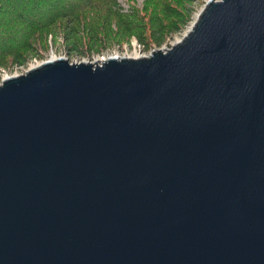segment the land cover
I'll return each mask as SVG.
<instances>
[{
  "label": "water",
  "instance_id": "1",
  "mask_svg": "<svg viewBox=\"0 0 264 264\" xmlns=\"http://www.w3.org/2000/svg\"><path fill=\"white\" fill-rule=\"evenodd\" d=\"M0 264H264V0L3 78Z\"/></svg>",
  "mask_w": 264,
  "mask_h": 264
},
{
  "label": "trees",
  "instance_id": "2",
  "mask_svg": "<svg viewBox=\"0 0 264 264\" xmlns=\"http://www.w3.org/2000/svg\"><path fill=\"white\" fill-rule=\"evenodd\" d=\"M196 1L174 0L177 6L162 7L164 16L153 10L147 34L139 11L124 12L117 0H0V67L6 65L7 57L23 67L38 54L39 42L46 43L48 37L56 41L62 36L69 50L80 54H87L84 47L92 50L95 45L99 53L115 41L121 44L132 39L145 47L160 46L189 24ZM77 27L90 32L87 43L69 36Z\"/></svg>",
  "mask_w": 264,
  "mask_h": 264
},
{
  "label": "rangeland",
  "instance_id": "3",
  "mask_svg": "<svg viewBox=\"0 0 264 264\" xmlns=\"http://www.w3.org/2000/svg\"><path fill=\"white\" fill-rule=\"evenodd\" d=\"M207 1L208 0H197L193 4L194 13L192 14L191 21L189 22V24L183 29L182 32L174 34L173 36H169L165 40V42L160 46L152 45L150 47L147 46L145 47L142 44L138 43L135 39H132L129 42H122L121 44H118L115 41L107 48L102 49V51H100L99 53L95 51L96 50L95 45L93 46L92 50L86 49L84 47V50H86L87 54H80V52H77L75 50H69V48L66 45V41L62 40V36H59L58 37L59 39H56V41L54 39L51 40V38L48 37L46 43L44 42V40H41L39 42L38 51H37L38 54L33 57H30L28 59V63L23 67H20L18 66L17 63L12 62L11 57H7L6 65L0 67V83L1 80L6 76L20 74L24 70L27 71L29 68L41 63L42 61H47L50 59L64 58L67 59L70 63H80V62L94 63L97 61V59H100L102 57H108L110 55L117 57H121V56L129 57L133 55L147 56L154 50L165 49L167 47L170 48L172 44L182 39L183 35L186 33L185 31H187L190 28V26L194 23L196 16L203 9ZM117 3L120 5V8H122L124 12H128V10H130L131 8H135L136 10L139 11L140 15L144 18L145 26L148 28L147 34H150L151 31L150 21H151V12L153 10H157L158 13L164 16V14H162L161 12L163 6L165 5H171L174 7L177 6L174 0H117ZM69 36L72 37V39L73 38L76 39V37L84 38L85 43H87V39L90 37V32L87 33L86 30L84 31L80 27L78 29H75V31H72V33Z\"/></svg>",
  "mask_w": 264,
  "mask_h": 264
},
{
  "label": "bare ground",
  "instance_id": "4",
  "mask_svg": "<svg viewBox=\"0 0 264 264\" xmlns=\"http://www.w3.org/2000/svg\"><path fill=\"white\" fill-rule=\"evenodd\" d=\"M198 17V15L196 16V18ZM196 18H195V20H196ZM194 24V23H193ZM193 24L190 26V28L186 31V33L193 27ZM186 33L184 34V35H186ZM183 35V36H184ZM180 40H178V41H176L175 43H177V42H179ZM174 43V44H175ZM142 55H133V56H129L130 58H139V57H141ZM108 57H114V56H112V55H110V56H108ZM108 57H102V58H100V59H97V62H100V61H102V60H104V59H106V58H108ZM126 57V56H125ZM52 60H54V59H52ZM36 66V65H35ZM33 67V66H32Z\"/></svg>",
  "mask_w": 264,
  "mask_h": 264
},
{
  "label": "built area",
  "instance_id": "5",
  "mask_svg": "<svg viewBox=\"0 0 264 264\" xmlns=\"http://www.w3.org/2000/svg\"><path fill=\"white\" fill-rule=\"evenodd\" d=\"M185 32H186V31H185ZM170 47H171V46H170ZM168 48H169V47H167V48H165V49H168ZM25 71H26V70H24L23 72L25 73ZM23 72H22V73H23ZM22 73H20V74H22ZM20 74H15V75H20Z\"/></svg>",
  "mask_w": 264,
  "mask_h": 264
}]
</instances>
